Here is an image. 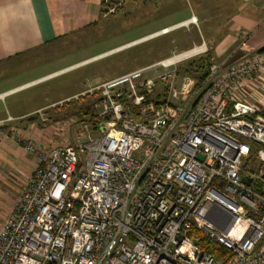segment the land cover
Segmentation results:
<instances>
[{"label": "built area", "instance_id": "obj_1", "mask_svg": "<svg viewBox=\"0 0 264 264\" xmlns=\"http://www.w3.org/2000/svg\"><path fill=\"white\" fill-rule=\"evenodd\" d=\"M103 2L104 15L121 3ZM192 24L193 14L102 55ZM206 50L60 100L100 101L97 134L75 145L17 136L37 162L0 224V264H264V113L245 99L263 103L264 48L214 59L201 80L177 74Z\"/></svg>", "mask_w": 264, "mask_h": 264}, {"label": "rangeland", "instance_id": "obj_2", "mask_svg": "<svg viewBox=\"0 0 264 264\" xmlns=\"http://www.w3.org/2000/svg\"><path fill=\"white\" fill-rule=\"evenodd\" d=\"M109 1L110 6L118 1L121 3L113 12L105 15L102 4L103 16L95 24L0 64V91L31 83L10 92L1 102L11 114L0 121V131L5 132L0 142L11 133L21 148L22 143L16 140L18 135L35 138L45 146L75 145L76 138L83 139L87 130L91 135H96L97 124L101 121L98 98L86 97L73 103L58 102L91 84L144 68L197 45L192 41H198V28L190 25L102 55L182 21L193 7V0ZM198 27L201 33H206V24ZM206 49V52L177 64V74H182L190 60H194V64L204 62L209 52L208 46ZM97 56L100 57L94 58ZM82 62L85 63L77 65ZM146 74V71L141 73L142 76ZM46 75L50 76L41 80ZM246 95L247 101L257 102L249 90ZM257 106L264 113V106L258 102ZM26 112L29 113L21 117L13 116ZM80 156L82 158L83 153ZM14 178L10 183L0 185V224L16 203L24 181L21 174Z\"/></svg>", "mask_w": 264, "mask_h": 264}, {"label": "crops", "instance_id": "obj_3", "mask_svg": "<svg viewBox=\"0 0 264 264\" xmlns=\"http://www.w3.org/2000/svg\"><path fill=\"white\" fill-rule=\"evenodd\" d=\"M102 10V0H0V64L88 28L103 16ZM191 14L197 18L199 31L193 44L204 42L214 59H237L264 48V0H193L192 10L182 19ZM202 23L205 34L198 27ZM242 33L247 35L245 41ZM29 84L0 91V121L11 114L1 104L5 96ZM260 105L264 106V99ZM36 162V156L24 151L10 133L0 142V185L20 174L25 181Z\"/></svg>", "mask_w": 264, "mask_h": 264}, {"label": "trees", "instance_id": "obj_4", "mask_svg": "<svg viewBox=\"0 0 264 264\" xmlns=\"http://www.w3.org/2000/svg\"><path fill=\"white\" fill-rule=\"evenodd\" d=\"M102 4H104L103 0H102ZM207 58L203 61H197L194 64V60H190V62L187 63V67L184 66L183 72L182 74H187L190 75L194 78H196L197 80H201L208 71V66L210 65L211 61L214 60V56L212 55V52L209 50L208 54L206 55ZM209 56V58H208ZM200 58V56L198 57ZM86 112V110L84 111V113ZM83 113V112H82ZM93 119H95V115L93 116ZM199 239V243L201 244V246L212 252L214 254V256L216 257V259H221V258H226L227 257V251L222 248L221 246L218 245H214V244H208L204 239Z\"/></svg>", "mask_w": 264, "mask_h": 264}, {"label": "water", "instance_id": "obj_5", "mask_svg": "<svg viewBox=\"0 0 264 264\" xmlns=\"http://www.w3.org/2000/svg\"><path fill=\"white\" fill-rule=\"evenodd\" d=\"M197 158H198L199 160H201V159H202V156H201V155H198ZM247 183H249V180L247 181Z\"/></svg>", "mask_w": 264, "mask_h": 264}, {"label": "bare ground", "instance_id": "obj_6", "mask_svg": "<svg viewBox=\"0 0 264 264\" xmlns=\"http://www.w3.org/2000/svg\"><path fill=\"white\" fill-rule=\"evenodd\" d=\"M190 17V16H189ZM184 20V19H183ZM159 35V34H158ZM149 39V38H148Z\"/></svg>", "mask_w": 264, "mask_h": 264}]
</instances>
